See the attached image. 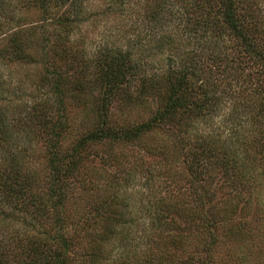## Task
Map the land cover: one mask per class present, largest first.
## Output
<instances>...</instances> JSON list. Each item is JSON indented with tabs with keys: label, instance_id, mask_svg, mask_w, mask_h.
<instances>
[{
	"label": "rangeland",
	"instance_id": "374dc122",
	"mask_svg": "<svg viewBox=\"0 0 264 264\" xmlns=\"http://www.w3.org/2000/svg\"><path fill=\"white\" fill-rule=\"evenodd\" d=\"M79 1L77 10L70 0H12L11 13L0 17V104L12 120L8 135L0 138V241L5 245H0V264H32L34 238L56 234L59 214L61 233L69 241L64 264H264V117L260 112L253 116L260 94L254 101L245 95L234 99L237 90H226L220 75L226 62L238 66L243 87L255 90L259 66L228 31L185 30V16L193 11L190 0H168L171 14L161 23L148 21L158 0ZM253 3L258 12L248 25L262 27L255 38L264 48V0ZM15 29L24 30L25 58L5 39ZM160 35L167 43L155 38ZM126 50L141 64L140 76L129 80L132 93H142L140 79L153 74L163 78L170 65L190 61L208 67L200 78L212 83L216 106L190 126H181L187 130L183 134L166 123L134 141H89L84 145L87 158L63 179L58 204L43 212L28 196L35 192L50 204L55 185L52 126L42 104L53 103L58 85L66 126L59 154L70 153L98 121L99 62ZM77 84L83 87L80 93ZM143 89L139 101L126 109L117 101L110 104L107 117L116 129L147 120L162 104L164 87L160 92ZM48 110L57 118L55 110ZM207 136L217 138L214 150L230 152L237 160L242 182L225 179L214 159L199 180L188 172L192 148L187 140L201 142ZM17 165L29 177L28 195H10L3 187ZM111 195L117 196L119 213L124 210L132 222L130 228L122 231L110 222L109 209L102 210ZM57 243L43 247L41 263L61 248Z\"/></svg>",
	"mask_w": 264,
	"mask_h": 264
},
{
	"label": "trees",
	"instance_id": "16d2710c",
	"mask_svg": "<svg viewBox=\"0 0 264 264\" xmlns=\"http://www.w3.org/2000/svg\"><path fill=\"white\" fill-rule=\"evenodd\" d=\"M11 1L12 0H0V17L8 15V12L11 13ZM44 1L45 0H41ZM64 1V0H61ZM182 1V0H178ZM250 1V2H249ZM253 1L255 0H190V6L193 7V11L187 13L182 24L183 28L188 31H202L205 34L209 32H225L228 31L230 34L235 36L244 50V54H247L249 58H252L259 66L258 72L261 76V79L257 83L258 89L256 92L254 89L247 90L243 86L241 71H239L238 66L232 67V64L229 65L225 63L220 71L224 83H226L227 89L231 94L233 91H236V94L233 98H241L245 95L249 101L256 100L257 93L260 94V104L258 105L257 112L254 113V117L259 115L264 117V48H262L258 41H256L255 36L259 34L262 30V27L259 28L255 25H248L256 18V13L258 8H255ZM81 1L79 0H70L69 5L71 7L79 10L81 8ZM170 5L168 0H158L153 5H151V11L148 17V21H155L157 23L166 22L168 20V13L171 12ZM257 7V6H256ZM190 7H188V10ZM194 10L197 11L194 14ZM171 14V13H170ZM176 17V14H175ZM78 18V17H75ZM74 21V19L72 20ZM257 23V22H256ZM24 30L15 29L12 31V35H9L6 39L7 43L13 50L18 53L19 58H25V41L26 38H21ZM157 40H162L163 44L167 43L165 41V36L155 37ZM31 38L28 39V43ZM121 55H106L103 59V65H98L97 78L95 79L96 84L101 88L99 95V107H98V121L92 129H90L85 135L78 139L75 147L70 151V153H61L59 154V149L61 148L60 135L65 129V123L61 117H64V95L58 85H55V91L53 96L52 104H42L41 110L47 112L48 123L52 126L50 131L52 135L51 147L55 150L54 157L51 158V168L52 175L55 181L53 189L50 188V198L51 202L46 203L43 198L37 193H30L28 195V185L29 177H25L21 173V167L19 165L15 166L12 169L11 173L6 175L5 184H3L4 189H6L7 194H13L16 196L27 194L31 202L40 210L44 212L48 207H56L58 204V199L61 197L63 192V179L72 174H75L79 169V164L81 160L85 157L87 158L86 149L84 146L89 141H96L99 139L111 138L113 140H124L134 141L136 138L143 136L150 130H153L156 126L161 124H170V126L177 127L179 133L183 134L187 132L186 129H182L181 126H190L195 119L204 117L212 111L214 106H216V100L218 97L214 95V90L211 88L208 81V77H204L201 80V75H204L205 70L199 67L196 63L195 66H192L190 61L181 63L180 65H170L163 75V78H158V75H150L147 79H140L141 87L148 88L152 92L161 90V87L165 88V93L163 95V102L156 109L154 114L149 117L147 120L138 123L132 128H121L116 129L113 125V122L110 117H107V109L113 101H117L123 105V108L130 107V104L136 103L139 101L140 96L145 92L146 89L141 88V94L132 93L128 88L130 77L140 76L141 70L139 62L134 60L132 53L129 50H126ZM163 83L161 84L160 81ZM239 81L240 85L233 87L231 81ZM196 81V82H195ZM56 84H59L58 81ZM215 84V83H214ZM77 86V91L80 93L83 90V87L79 84ZM251 91V92H250ZM157 93L159 95L160 93ZM85 95L82 94V97L79 98L80 101H83ZM161 98V97H160ZM245 105V103H243ZM49 108L55 110L52 114H55L57 118L52 119L53 117L50 114ZM259 110V111H258ZM19 112V111H18ZM17 112V113H18ZM13 113L12 117L15 114ZM45 116V113L41 114ZM11 116L8 113V109L0 104V138H3L8 135L9 124ZM46 120V121H47ZM57 123H54L56 122ZM41 122V121H40ZM178 124V125H174ZM180 124V125H179ZM184 137L181 138L183 141ZM181 141V142H182ZM190 143L191 159L186 165L188 172L194 177L195 180H199V177L206 173L208 169L207 165L209 160H215L214 165L219 166V168L224 173L225 179L231 178V181L242 182V176L240 175V168L237 160L234 157H231L230 152L221 151L217 152L215 149L217 145V138L212 136L204 137L201 142L194 141L191 139L187 140ZM62 185V187H61ZM2 189V190H4ZM207 192V191H204ZM110 202H107L103 205V209H109L111 213L110 222L116 223L121 227V230L130 228L132 223L128 220L123 210L121 213L117 209L116 195H111ZM204 197H209L205 195ZM160 217L157 216V219ZM62 217L59 214L55 218V228L57 230L56 234L49 235L46 234L43 238L38 241L35 240L36 244L31 245V249L34 250L33 254L35 258L32 257V264H64V256L66 249L69 246V241H67L62 233L60 228V222ZM108 238V237H107ZM50 241L58 242L61 246L60 249H55L53 255H47L48 258L45 259L43 263L38 257L39 253L45 252L43 247L47 246V243ZM0 245H3L0 241ZM5 246V245H3ZM39 259V261L37 259ZM2 260V252L0 251V261ZM38 261V262H37Z\"/></svg>",
	"mask_w": 264,
	"mask_h": 264
}]
</instances>
